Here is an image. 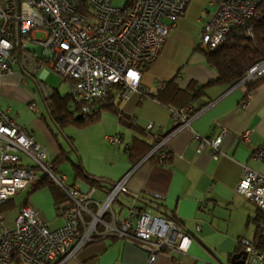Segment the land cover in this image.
Masks as SVG:
<instances>
[{
	"label": "crops",
	"instance_id": "0c3cea01",
	"mask_svg": "<svg viewBox=\"0 0 264 264\" xmlns=\"http://www.w3.org/2000/svg\"><path fill=\"white\" fill-rule=\"evenodd\" d=\"M212 1L188 2L157 58L142 70L141 86L146 93L133 92L121 99L118 114L102 110L97 121L90 124L99 125L102 148L81 156L78 161L89 175L102 180L100 187L92 186V197L98 201L106 196L111 184L127 176L123 189L112 203L116 215L124 217L129 208L135 206L152 215L169 213L179 221L181 229L191 239L187 251L162 250L154 264H232V255L243 250L238 244L240 238L248 239L259 249L261 233L256 222L259 210L236 192V186L244 167L264 175V160L254 157V152L264 143V83L249 92L244 85L230 88L210 85L198 94L193 91L192 99L181 106L151 97L171 79L185 89L191 83L195 88L216 77L215 69L207 63L199 47L202 27L217 2ZM44 65L51 68L48 61H43L30 75L21 65H13L0 84V108L8 109L11 118L31 130L35 141L44 149L46 162L63 152L66 160L75 162L70 160L58 139L60 132L66 141L67 138L73 140V133L68 131L70 125L62 128L66 134L57 127L58 132H55L45 119H39L44 116H37L40 111L35 103L37 92L41 95L40 89L46 93L53 89L60 94L71 93L73 81L56 72L69 81L68 91L48 89L42 76H37L38 69ZM28 76L33 77L37 89ZM243 101L245 106H241ZM182 107H186L189 126L173 133L177 123L171 113ZM148 123L154 128L148 130ZM194 133L210 139L222 134L216 158L212 157L208 146L198 151L199 141L193 137ZM244 133H247L246 138L242 137ZM167 136L161 150L167 153L165 160L148 158L153 148L137 160L129 156L133 144L134 151L140 152L147 144ZM110 137H117L119 141L110 142ZM58 172H62L59 166ZM64 174L69 186L76 185L81 190L91 186L75 177L72 167L71 176ZM17 194H21L19 198ZM67 200L65 195V201L57 205L48 186L33 191L31 187L22 188L1 203L0 231L14 225L23 205H29L48 228L61 226L63 218L59 207ZM90 209L94 210L95 206ZM97 230L101 231L102 226ZM147 260L148 252L136 242L113 235H97L61 264H147ZM0 264L28 263L14 256Z\"/></svg>",
	"mask_w": 264,
	"mask_h": 264
},
{
	"label": "built area",
	"instance_id": "2783aa9c",
	"mask_svg": "<svg viewBox=\"0 0 264 264\" xmlns=\"http://www.w3.org/2000/svg\"><path fill=\"white\" fill-rule=\"evenodd\" d=\"M189 1L131 0L115 6L112 0H0V84L13 65H21L30 75L45 59L53 70L73 81L71 94L81 102V113H88L92 101L107 96L115 87L121 90L120 99L133 92L145 94L140 68L157 58ZM259 2L217 1L202 27L200 49H217L235 28L243 27L245 35L252 36L246 24L261 17ZM37 32L44 38H35ZM37 44L42 47L40 55L35 53ZM261 73L264 61L252 65L234 86L254 81ZM245 104L241 102V106ZM171 117L177 123L173 133L189 126L186 107L173 110ZM146 128L154 127L148 123ZM169 136L158 141L150 154L162 148ZM246 136L247 133L242 135ZM193 137L199 141L198 151L208 146L212 157H217L222 134L213 139L197 133ZM109 141L119 138L110 137ZM159 155L166 154L161 151ZM44 157V149L31 130L11 118L8 109L0 108V205L44 176L68 199L59 207L63 223L53 229L29 205L21 206L14 225L0 231V263L19 256L28 264H61L97 235L136 242L148 252L147 264H154L162 250L187 251L190 236L174 220L135 206L124 217L114 213L112 203L127 176L111 184L106 196L98 201L92 197V186L81 190L67 185L66 175L54 171L49 162H43ZM254 157L264 160V143ZM236 192L264 213V175L244 167ZM92 205L94 210L90 209ZM98 226H102L101 231ZM258 232L264 235V221H259ZM238 244L246 252L242 264H264V249L246 238H240Z\"/></svg>",
	"mask_w": 264,
	"mask_h": 264
},
{
	"label": "trees",
	"instance_id": "16d2710c",
	"mask_svg": "<svg viewBox=\"0 0 264 264\" xmlns=\"http://www.w3.org/2000/svg\"><path fill=\"white\" fill-rule=\"evenodd\" d=\"M129 1L131 0H127L125 3ZM258 10L261 13V17L258 19H250L246 24V26L251 27L252 36L245 35V28L243 27L235 28L231 31L227 40L217 49L204 52L207 63L213 67L217 73L214 79L195 88L194 84L191 83L185 89L177 86L173 79H171L166 81L163 87L158 89L157 93L154 95L152 94L151 97L163 103H167V100H169L170 103L181 106L192 99L193 91L195 94H198L203 88L210 85H224L230 88L239 82L252 65L264 61V0H260ZM43 61L45 62L46 60L43 59ZM145 66L146 65L141 66V73ZM261 83H264V73H261L254 81L245 82L244 86L246 91L249 92ZM120 91L118 87H115L114 91L107 96L92 101L88 113H81V102L74 99L70 92L60 94L56 89H53L49 91V93H46L40 89L47 115L59 130H62L63 127L68 125H76L79 127L88 126L97 121L99 113L105 109L118 114L121 100L119 96ZM177 109L179 108L174 110ZM67 141L69 145L72 146L71 139L67 138ZM156 143L157 142H152L151 144H147L140 152L134 151L135 144H133V148H130L129 156L137 160L148 150L152 149ZM161 150L162 148H159L150 154L148 158L157 161L165 160L167 153L164 157H160L159 154ZM66 159L68 158L65 152H63L53 160H50L49 164L54 171H58L59 164ZM71 167L75 177H80L91 186L100 187L102 180L89 175L78 161H71ZM43 186H48L50 188L57 205L65 201L64 193L46 176H44L39 183L33 185L31 189L33 191ZM155 208L160 210L156 205ZM164 214L167 218L174 220L179 226L181 225L173 215L166 212ZM259 221H264V213L260 211L256 216V222ZM259 249H264V235H261Z\"/></svg>",
	"mask_w": 264,
	"mask_h": 264
},
{
	"label": "rangeland",
	"instance_id": "374dc122",
	"mask_svg": "<svg viewBox=\"0 0 264 264\" xmlns=\"http://www.w3.org/2000/svg\"><path fill=\"white\" fill-rule=\"evenodd\" d=\"M127 0H112L113 5L115 6H123ZM35 38L43 39L44 34L37 32L35 34ZM42 51V47L40 44H37L36 54L40 55ZM38 77L42 76L43 84L49 89V88H58L61 93H64L68 91V82L67 80H64L56 71H54L52 68L44 65L42 68L38 69L37 73ZM43 74V75H42ZM29 83L30 80H29ZM33 84V83H32ZM35 103L38 107V111H40L37 116L39 117L40 114L44 116V118H40V120L45 119L47 124L51 126V128L58 132L56 127L53 125L52 121L48 117L45 109L44 102L42 100V96L37 92V95L35 96ZM46 125V124H45ZM87 127H77L70 125L68 126V131H70L73 137L72 146L69 145L62 133H58V139L60 142L65 146L66 150L68 151V156L70 160H73L75 162L81 161V156H84L86 154L92 153V152H99V147L102 148L100 145L102 139H99V125H94ZM63 131V130H62ZM63 133L66 134L65 130ZM106 142V141H105ZM107 143V142H106ZM75 148V150H73ZM43 162H46V157H44ZM60 170L64 173H67L71 176V163L66 160L59 164ZM19 192V191H18ZM21 194H17V198L20 197Z\"/></svg>",
	"mask_w": 264,
	"mask_h": 264
},
{
	"label": "water",
	"instance_id": "95a60500",
	"mask_svg": "<svg viewBox=\"0 0 264 264\" xmlns=\"http://www.w3.org/2000/svg\"><path fill=\"white\" fill-rule=\"evenodd\" d=\"M28 78L33 82L35 89H37V86L35 84L33 77L28 76ZM245 257H246V252L244 250H240L237 253L232 255L231 263L232 264H242L244 262Z\"/></svg>",
	"mask_w": 264,
	"mask_h": 264
}]
</instances>
